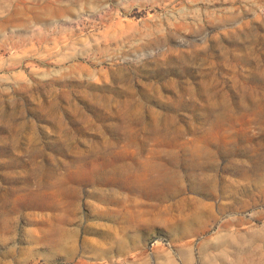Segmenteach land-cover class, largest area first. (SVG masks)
I'll list each match as a JSON object with an SVG mask.
<instances>
[{
	"label": "rangeland",
	"instance_id": "1",
	"mask_svg": "<svg viewBox=\"0 0 264 264\" xmlns=\"http://www.w3.org/2000/svg\"><path fill=\"white\" fill-rule=\"evenodd\" d=\"M0 264H264V0H0Z\"/></svg>",
	"mask_w": 264,
	"mask_h": 264
}]
</instances>
